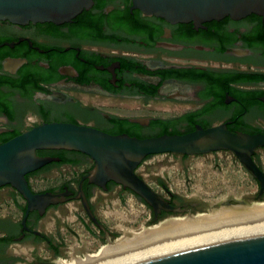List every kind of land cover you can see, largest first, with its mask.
<instances>
[{
  "label": "flooded vegetation",
  "instance_id": "flooded-vegetation-1",
  "mask_svg": "<svg viewBox=\"0 0 264 264\" xmlns=\"http://www.w3.org/2000/svg\"><path fill=\"white\" fill-rule=\"evenodd\" d=\"M88 13L92 16L89 21H81L79 16L59 25L0 21V141L53 122L89 125L110 132L114 129L113 116L147 120L146 124L133 122L140 125L138 131L143 138L161 134L162 124H155L158 120L168 123L167 129L174 134H186L192 132L193 123L184 117L196 112H200L193 119L196 126L227 124L232 132L264 131V95L257 96L264 92V82L241 78L264 75V40L253 39L264 29L263 18L226 17L200 25L172 24L134 9L132 0H95ZM82 94L98 98L94 99L98 103L100 98L134 100L141 111L166 116L107 114L83 104ZM51 151H44V156L60 158ZM65 155L79 160L73 166L72 178L54 190L34 192L68 193L64 197L67 202L49 206L42 216L37 211L30 213L26 230L22 227L24 214L20 221L11 215L0 216V264H17L22 259V264H55L66 241L59 235L62 241L56 244L54 234L48 235L42 227L49 223L59 227L57 221L65 214L66 205L73 206L70 212L78 231L70 226L66 229L75 240H79L80 231L92 236L91 225L99 229L96 241L117 238L120 225L114 221L119 216L116 206L122 205L125 193L133 199L138 196L112 181L106 189L91 184L84 177L94 167L93 160L74 151H66ZM66 166L70 164L52 162L28 177L49 179L55 170L64 171ZM160 184L168 193L166 200L180 209L178 213L162 212L158 220L201 207L173 194L164 182ZM81 189L102 227L87 214ZM5 199L13 197L8 194ZM3 207L0 201V209ZM103 209L111 213L108 221L99 214ZM154 218L153 212L152 222ZM59 230L58 234L62 232ZM15 243L34 246L30 262L10 252Z\"/></svg>",
  "mask_w": 264,
  "mask_h": 264
},
{
  "label": "water",
  "instance_id": "water-1",
  "mask_svg": "<svg viewBox=\"0 0 264 264\" xmlns=\"http://www.w3.org/2000/svg\"><path fill=\"white\" fill-rule=\"evenodd\" d=\"M133 8L146 16H155L169 23L200 25L234 20L256 15L264 19V0H132ZM95 0H0V21L26 25L28 23L72 22L84 11H89ZM264 102V97H262ZM146 124L147 120L130 119ZM264 148V133L232 132L227 124L204 128L197 125L186 134H165L151 138L113 135L89 125L53 122L43 123L0 145V189L10 186L27 202L22 227L27 218L37 211L41 216L51 205L67 202L65 194L35 193L27 175L59 162L60 158L40 156L38 151L65 150L85 154L94 167L84 177L91 184L106 189L110 181L130 190L155 214L154 222L162 212L178 213L137 173L149 156L173 154L201 156L218 151L233 153L247 171L259 182L257 199L264 194V171L254 160L258 149ZM87 214L99 226L81 189ZM133 264H264V234L231 239L181 250Z\"/></svg>",
  "mask_w": 264,
  "mask_h": 264
},
{
  "label": "rangeland",
  "instance_id": "rangeland-1",
  "mask_svg": "<svg viewBox=\"0 0 264 264\" xmlns=\"http://www.w3.org/2000/svg\"><path fill=\"white\" fill-rule=\"evenodd\" d=\"M80 97L83 104L96 106L107 114L124 117H140L148 114L166 116L165 113L157 114L149 110L141 111V109H138L139 105L134 100L120 101L100 98L99 101L102 103H98L95 101L98 98H88L87 95L83 94ZM255 161L264 171V148L256 151ZM63 170H55L49 179L46 177L34 178L32 180L33 188L38 192L56 189L61 183L69 181L73 176L74 172L68 173L66 167ZM81 170L78 169V172L81 173ZM137 173L165 199L168 193L162 189L161 182H164L173 194L179 196L184 201L200 203L201 207L194 209L192 212H184L183 214L168 216L157 222H152V208L144 203L141 198L135 197L133 199L130 193H125L122 205L119 204L116 206L117 211H119V216L114 221L124 228H130L132 231L138 232L144 227L155 226L167 218L185 217L189 219L191 217H199L201 214L215 213L227 204L230 206H232L231 204H244L251 207L256 203L264 202V194L261 199L256 198L260 191L259 182L247 171L236 156L228 151H218L201 156L155 155L146 159L138 168ZM19 196L20 204L14 206L13 201L10 206L5 204L3 210L0 209V216L11 215L16 219V214L23 215V210L27 202L20 194ZM72 207L71 205L64 207L65 214L62 215V218L69 216L70 221L74 219L70 212ZM79 213L86 217L84 210L80 209ZM99 214L103 220L108 221L109 218L107 217L111 213H106L105 209H103L99 211ZM57 225L59 227H53V233L56 237L62 235L66 240L64 242L67 246L62 255L56 259L55 264H57L59 259L70 260L71 250L77 245H85L89 253H96L101 247L112 246L118 243L116 240L123 237V232L118 227L119 233L115 240L96 241L99 235V229L91 225L93 230L92 236L86 231L84 233L80 231L79 240H75L74 236L66 228L63 234H58L56 232L57 229L65 227V225L61 224L59 220L57 221ZM70 227L78 231L74 223Z\"/></svg>",
  "mask_w": 264,
  "mask_h": 264
},
{
  "label": "bare ground",
  "instance_id": "bare-ground-1",
  "mask_svg": "<svg viewBox=\"0 0 264 264\" xmlns=\"http://www.w3.org/2000/svg\"><path fill=\"white\" fill-rule=\"evenodd\" d=\"M231 205L196 218H169L138 232L119 226L123 237L116 240L118 243L101 247L96 253L78 245L71 250L70 260L59 259L57 264H133L194 247L264 234V202L251 207Z\"/></svg>",
  "mask_w": 264,
  "mask_h": 264
},
{
  "label": "trees",
  "instance_id": "trees-1",
  "mask_svg": "<svg viewBox=\"0 0 264 264\" xmlns=\"http://www.w3.org/2000/svg\"><path fill=\"white\" fill-rule=\"evenodd\" d=\"M89 11H84L82 14L83 15H79V19L81 21H89L92 19V16L91 14L88 13ZM251 16H255L257 18H261V17H258L256 15H251ZM262 19V18H261ZM255 41L260 39V40H264V29H260L255 35H254V38H253ZM240 78V77H238ZM241 78H244V79H247V80H250L251 82H264V75H253V76H246V77H241ZM261 95H264V92L263 93H260V94H257V96H261ZM200 115V112H196V113H192L188 116H185L184 119L186 120H189L193 123V130L194 131V128H196V124H195V119L197 116ZM111 124H113L114 126V129H112V131L110 132H107L109 134H113V135H120V134H128L129 136L131 137H137V138H143L139 131H138V127H140V125H138L137 123H133L131 122L128 118H119L117 116H113L111 118ZM155 124H162L161 126L162 127V132L159 136H162V135H165V134H169V135H175L174 132H170L167 127H168V123H165L163 124V122L161 121H156ZM232 131V130H231ZM264 133V131H255V132H250V133ZM13 137H5V138H2L0 143H5L9 140H11ZM65 152L66 151H59V150H53L51 151V155H56V156H59L62 163H67V164H70L72 166H75L77 164H79V161L77 160H72V159H69L66 155H65ZM38 155L40 156H44L46 155L44 151H38ZM152 156H149L147 157V159L151 158ZM254 160H255V155H254ZM262 169V168H261ZM27 179L29 180V177L27 175ZM144 202V201H143ZM145 203V202H144ZM26 208H24L23 210V214H24V211H25ZM0 241H2V239H0Z\"/></svg>",
  "mask_w": 264,
  "mask_h": 264
},
{
  "label": "crops",
  "instance_id": "crops-1",
  "mask_svg": "<svg viewBox=\"0 0 264 264\" xmlns=\"http://www.w3.org/2000/svg\"><path fill=\"white\" fill-rule=\"evenodd\" d=\"M216 125H218V124H216ZM69 159H72L71 157L69 158ZM72 160H75V159H72ZM77 161V160H76ZM79 161V160H78ZM66 169H67V171H68V173H73V172H75V169H74V167L72 166V165H70V166H66ZM39 177H46V178H48L47 176H39ZM34 178H37V177H34ZM34 178H31V179H29V183H30V185H31V187H32V189H33V191H35V192H38V191H36L34 188H33V182H32V180L34 179ZM12 188V187H11ZM11 188H8V189H3V190H1L0 191V201H1V204H3V206L5 205V204H7V205H9L10 206V204H11V202L13 201L14 202V206L16 205L17 206V204H20V202H19V198H20V196H19V194L17 193V191L15 190V189H11ZM11 195L12 197H13V200H8V199H5V195ZM71 215H72V213H71ZM23 216V215H22ZM22 216L21 215H18V214H16L15 215V217H16V221H20L21 220V218H22ZM83 217V216H82ZM74 218V217H73ZM60 222H61V224H64L65 225V227H61L60 228V230H62V232H61V234H63L64 233V231H65V228L67 227V226H70L71 224H73L74 223V219L72 220V221H70L69 220V216H67V217H65V218H62V217H60ZM75 225V224H74ZM76 226V225H75ZM53 227H54V225H53V223H49L46 227H42V230L43 231H45V233H47L48 235H52V234H54L53 232H54V230H53ZM83 232V231H82ZM84 233V232H83ZM1 235V234H0ZM54 236H55V234H54ZM63 239H64V237H62ZM60 241H62V240H60L58 237H56L55 236V243L56 244H58V243H60ZM66 241V240H65ZM34 248V246H32V245H24V244H20V243H15V244H13L12 246H11V248H10V252L13 254H16L17 256L18 255H22L23 257H25V261L27 260L28 262H30V260H31V255H32V249ZM24 259H22L19 263H17V264H22L21 262L23 261ZM27 262V263H28ZM29 264V263H28Z\"/></svg>",
  "mask_w": 264,
  "mask_h": 264
}]
</instances>
